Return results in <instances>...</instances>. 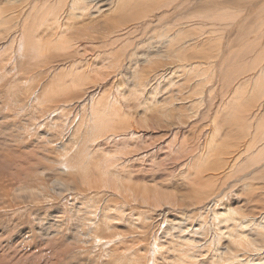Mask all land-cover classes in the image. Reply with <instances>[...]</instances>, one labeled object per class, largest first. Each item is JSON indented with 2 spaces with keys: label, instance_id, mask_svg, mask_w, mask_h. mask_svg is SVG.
I'll return each mask as SVG.
<instances>
[{
  "label": "rangeland",
  "instance_id": "1",
  "mask_svg": "<svg viewBox=\"0 0 264 264\" xmlns=\"http://www.w3.org/2000/svg\"><path fill=\"white\" fill-rule=\"evenodd\" d=\"M26 1L0 0V7L6 10L5 15L17 11L20 20ZM221 1L224 3L183 0L185 6L176 11L155 10L154 23L148 22V29H141L133 36L134 45L138 42L140 45L129 72L136 66L158 67L157 72L165 77L160 80L158 91H155L154 81L144 94L140 93L134 89L133 76H123L129 72L118 75L105 68L104 75L97 81L91 80L96 82L87 84L84 91L72 89L53 96L47 106L39 108L37 97L50 88L56 75H63L65 67L61 66L50 76L48 63L10 70L8 65V71L0 66V264H180L182 246L193 241L199 247L204 246L194 250L199 264H229L231 251L240 256L241 263L234 264H264L262 252L251 254L233 248L227 235L215 248L212 213L208 215V208L215 211L221 234L227 232V226L233 229L235 223L229 224V218L224 215L257 219L255 223L264 217L262 173H253L255 167H252L246 176L243 172L225 177L223 171L211 166L214 157L206 164L204 159L211 137L215 140L214 155H218L219 145L228 142L232 157L247 156L249 137L246 139L244 133H240L236 120L226 122L218 110L221 102L228 101L233 92L241 90L244 81L252 79L257 72H248L229 85L227 78L238 67L233 62L241 36L236 28L229 27L216 37L220 34L213 14L220 4L231 9L243 1ZM29 2L30 9L32 3ZM103 8L107 11L108 6ZM247 10L244 15L249 13ZM201 14L208 17L200 25L207 31L200 37L201 45L205 44L204 51L197 58L200 50L191 46L186 54L190 58L188 64H194L200 72L206 70L202 106L198 103L200 96L193 91L194 81L187 77L182 65L167 58L160 59L163 53L173 52L177 46L159 41L164 29L183 23L181 20L190 21L188 30L196 32L194 24H200ZM248 16L247 23L255 26V17L251 13ZM99 24L95 25L96 30ZM108 30L114 29L108 24ZM175 31L173 28L164 34L173 39L178 34ZM263 45L264 40L259 51ZM102 47L99 43L91 49L96 48L97 52ZM133 48L131 46L129 51ZM143 54H149L153 63H146ZM257 54H251V59ZM54 63L55 67L62 64ZM94 74H91L93 79ZM251 81L244 86L245 99L252 101L251 106L263 105L264 96L259 99L260 93H252L255 85ZM208 92H211L209 97ZM107 101L114 102L111 117L119 113L132 120L135 136L120 141V137L113 140L106 133V137L98 140H87L89 129L84 127L87 119L94 115L92 111L96 106L101 107ZM209 102L214 105L207 111ZM140 121L143 123L137 125ZM223 121L222 134L215 135V122ZM80 122L82 131L77 134L75 130L79 129ZM119 131L116 129L112 134L119 135ZM126 147L128 149L124 150ZM120 151L128 155L122 154L124 158L113 160V166H117L112 170L113 178H98L97 170L105 168L102 163L119 155ZM88 156L94 160L88 171L92 175L89 189L80 181L78 173L66 171L65 167L66 162L72 160L87 166ZM210 187L216 189V194L222 192L217 204L203 201L201 192L209 191ZM204 203L208 206L203 207ZM232 211L236 216L230 213ZM170 225L176 226L172 232ZM96 235L100 242L95 240ZM113 239L111 246L109 241ZM252 239L264 245L259 235Z\"/></svg>",
  "mask_w": 264,
  "mask_h": 264
},
{
  "label": "bare ground",
  "instance_id": "2",
  "mask_svg": "<svg viewBox=\"0 0 264 264\" xmlns=\"http://www.w3.org/2000/svg\"><path fill=\"white\" fill-rule=\"evenodd\" d=\"M195 1L201 3L204 0ZM242 1L243 3L240 5L238 4L239 1H237L238 5L235 7L233 5L230 7L231 9H227V7H225L226 4L225 6L221 5L224 2L220 0L221 4L218 5L217 11L213 15H215V21L218 24L216 30L219 34L224 31L226 32L230 27L232 29L236 28L241 36V40H238L239 42L237 45L239 46V50H237V56L233 62L237 64L238 67H235V69L231 71V75L227 78L229 85L232 84V80L235 81V79L237 80L242 75L253 70L257 71L252 79L248 78L244 81L245 83L241 90L235 93L233 92L228 101L221 102L219 104V106L221 105L220 109L218 110L222 117L226 118V122L229 121L231 123L233 120H236L240 133H244V138L246 139L249 137L246 148L247 156L245 155L244 158L241 155L232 157L233 153L229 150L231 147L228 142L225 143L226 146L224 144L219 145V153L218 155L216 153L214 155V150L212 148L215 146V140L211 137L205 148L204 159L206 164L214 157L211 166H213V169L216 171H223L225 177L233 176L234 174L238 175L243 172L244 176H246V172L252 167H255L253 173H262L261 179L264 180V114H261L263 111L262 109H264V103L263 105L261 104L262 106H251L252 101L245 99L247 89L244 88V86L248 85L250 80H252L251 82L255 85L254 92L252 93H260L261 95L258 94L260 95L259 99L264 96V45L262 49L260 48V51L258 50V47L262 45V41L264 40V0ZM182 2L183 0H40L37 3V0H31L32 5L29 9L30 2L28 0L22 7V17L20 20H18L19 17L16 16L17 11L11 13L13 19L10 13L9 15H5L6 10L0 7V66H2L3 71H8V69L21 68L25 65L33 68L48 63L50 76L57 72L61 66H64L63 75L61 77V74H59L58 77L56 75V79L51 80L52 83L50 88L43 93L40 98L37 97L40 101L39 108L44 107V104L47 106V103L53 96L61 95L72 89H75V91H84L87 84L95 83L98 77L104 75L103 70L105 68L107 70H113L118 75L129 72V68L134 62L133 59L138 56V46L140 45V42H138L136 46L134 45L133 36L136 34L138 35L141 29L146 30L149 28L150 25L148 22L153 21L152 18L155 17L153 11L163 10L164 13L173 10L176 11L179 7L185 6ZM103 6H108L107 11L103 10ZM138 7L140 8L137 9ZM247 9L249 13H246L245 16L244 12H246ZM250 13L255 17L253 20V24H256L255 26L251 25V23H247V17H249L248 15H250ZM201 16L203 19L201 22L198 21L200 24H194L195 28L197 26L196 32L188 30L190 21L186 22L181 20L183 23L180 22L177 25H173V28L176 29L175 32L178 33L175 38L169 39V36L164 34L173 29L172 26L164 29L165 31L159 34V41H164L165 44L169 43L168 45L170 46H177L175 51L171 52L167 50L163 53L160 59L166 60L165 58H167L169 60H174L172 61L174 63L178 62L182 65L180 67L185 70L184 72L187 77L194 81L193 91H195V95L200 96V100L198 101L200 106L205 103L202 84L207 80L206 70L203 68L204 70L200 72L199 68L197 70V68L193 66L194 64H188L190 58L186 54V51H188L189 47L194 46L193 48L195 50H200L196 55L197 58H199V56H201L200 53L204 51L202 46H205V44L201 45L200 37L205 35L207 31L204 32L205 30L201 28L202 26L200 25L202 21L208 19V17H204L203 14H201ZM102 19L103 22H101ZM98 22L100 23L98 26L99 30H96L95 25H98ZM108 24L112 26L114 29L113 31L108 30ZM219 36H221V34H216V37ZM99 43L103 45L102 50L96 52V48L91 49L92 46ZM131 46H134V48L129 51ZM17 54H19L20 57L16 56ZM251 54H257V57L251 59ZM143 56L147 58L146 63H153L149 54H143ZM157 56H159V54H157ZM54 62H60L62 64H58V66L55 67ZM158 70V67L152 69L150 66L145 68L136 66L131 72L123 76H133V80H135L136 83L134 89L140 93H143L154 81L156 82L155 91H158L160 80L163 78V74L161 75L157 72ZM92 73H95L94 79L92 78ZM198 78H201V80ZM91 80L96 81L91 82ZM158 93L159 92L156 94ZM209 93L211 94V92H208V97ZM113 103L114 102L107 101L101 107L96 106L95 110L92 111L94 115L87 119L84 127L89 129L86 135L89 142L91 139L98 140L104 136L106 137V135H109L107 137H113V140L120 137V141L129 140L128 137L131 138L136 135L133 122L128 116L122 117L119 113H115L113 117H111V111L114 108ZM212 105L214 104L209 102L207 111L212 109ZM56 110L59 111L60 108ZM140 123L142 124L143 121L137 122V125ZM82 126L80 122L77 127L79 129L75 130V133L79 134L80 130L82 131ZM223 127L224 121L223 123L215 122L213 133L215 135H221ZM116 129L120 131L122 129L123 131L122 133L119 131V135L112 134ZM246 131L248 132L246 133ZM232 148H234V145ZM127 149L128 147L124 150ZM90 153L93 155L91 151ZM118 154L119 155L113 157L110 161H106L104 164L102 163V165L105 166L104 169L97 168L98 178H103L104 176H106L105 178H113L114 174L112 170L117 168V166H113L115 162H113V160L124 158L122 154L128 155V153H122L121 151L120 153L118 152ZM88 160L87 166H84V163H76L75 160H72L67 161L65 167L66 171L78 173L81 177L80 181L88 185L87 188L89 189L91 187V182L89 180L92 178V175L90 176L88 171L92 165H94V160L89 156L87 158V161ZM98 166L100 167V165ZM189 169L190 168H187L188 172ZM192 170H194V168ZM103 182L107 183L105 180ZM215 190L214 187H210V190L207 192L202 190L201 194L204 196L203 201L217 204L219 202L218 198L221 196L222 192L219 195L216 194ZM217 192H220V190ZM206 204L207 203L202 204L203 207H207L208 205ZM208 209V215L212 213L211 228L213 232L212 238H216V242L213 244L215 248L219 247L221 238L227 235L229 243H231L233 248L243 249L246 253L249 251L251 254L262 252L264 255V245L262 241L259 240V242L252 239V237L257 234L264 240V217L260 220L261 222L255 223L258 222L257 219H238L237 217L234 218L229 215H224V218H229V224L232 222L235 223L233 224V229L227 226V232L221 234L215 211L213 209L211 210V208ZM230 213L234 215L235 211ZM175 227L176 226L170 225V232H172V230L174 231ZM201 230L203 229L201 228ZM202 234L203 233H201V235ZM95 240L100 242L97 235ZM114 240L115 239L109 241L111 246ZM195 244L196 243L193 241L189 245L182 246L183 260H181L180 264H188V262L189 264H199L195 261L197 257L194 253L196 251L194 250L204 248V246L199 247ZM229 254H231V256L228 258L227 263H241L239 261L240 256L236 252L233 253V251H231Z\"/></svg>",
  "mask_w": 264,
  "mask_h": 264
}]
</instances>
